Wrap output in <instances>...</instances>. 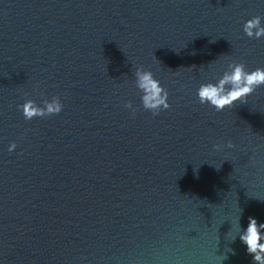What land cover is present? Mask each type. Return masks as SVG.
<instances>
[{
    "label": "water",
    "instance_id": "1",
    "mask_svg": "<svg viewBox=\"0 0 264 264\" xmlns=\"http://www.w3.org/2000/svg\"><path fill=\"white\" fill-rule=\"evenodd\" d=\"M254 16L264 0H0V264H252L237 219L264 223V86L222 112L197 89L264 67ZM139 66L169 93L157 116ZM53 96L58 115L17 108Z\"/></svg>",
    "mask_w": 264,
    "mask_h": 264
},
{
    "label": "clouds",
    "instance_id": "2",
    "mask_svg": "<svg viewBox=\"0 0 264 264\" xmlns=\"http://www.w3.org/2000/svg\"><path fill=\"white\" fill-rule=\"evenodd\" d=\"M262 19L264 18L261 16H254L243 24V32L248 38H264ZM134 75L136 78L135 86L141 93V103L144 110L151 112L153 116H157L160 112L170 109L169 93L154 77L152 71L139 66ZM262 86H264V67L248 70L243 62L230 60L227 62L226 70L215 82L209 80L199 85L197 98L201 105H208L214 108L216 112H222L225 109H232L237 102L246 104L247 98ZM42 103L43 106L37 104L33 99H27L17 108L22 111L26 121L58 115L64 108L58 96H53L51 100L44 99ZM124 107L130 109L132 116H135L137 109L133 107L131 101L126 102ZM16 147V142H12L9 151L15 150ZM213 147L216 151H221L224 147L231 149L236 146L232 141H228L226 145L215 144ZM237 228L239 240L246 245L247 253L253 257L252 264H264V223H258L255 218L249 217L247 228L243 229L239 217Z\"/></svg>",
    "mask_w": 264,
    "mask_h": 264
}]
</instances>
